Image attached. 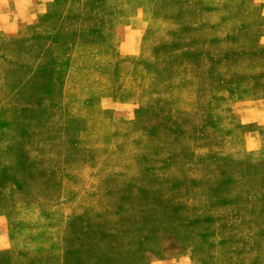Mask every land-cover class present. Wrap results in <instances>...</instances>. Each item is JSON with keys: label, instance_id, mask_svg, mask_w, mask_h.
I'll use <instances>...</instances> for the list:
<instances>
[{"label": "rangeland", "instance_id": "374dc122", "mask_svg": "<svg viewBox=\"0 0 264 264\" xmlns=\"http://www.w3.org/2000/svg\"><path fill=\"white\" fill-rule=\"evenodd\" d=\"M95 42L147 105L66 98ZM0 264H264V0H0Z\"/></svg>", "mask_w": 264, "mask_h": 264}, {"label": "crops", "instance_id": "0c3cea01", "mask_svg": "<svg viewBox=\"0 0 264 264\" xmlns=\"http://www.w3.org/2000/svg\"><path fill=\"white\" fill-rule=\"evenodd\" d=\"M126 58L108 53L101 42L76 45L70 55L64 80L66 98L81 101L89 99L90 108L100 110V117H97L100 123L104 122V109L113 102L120 105H147L150 98V73L145 65L131 63ZM115 78L118 88L114 93ZM71 107L70 104L68 108ZM68 116L73 117V112L69 111Z\"/></svg>", "mask_w": 264, "mask_h": 264}]
</instances>
